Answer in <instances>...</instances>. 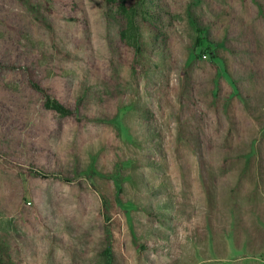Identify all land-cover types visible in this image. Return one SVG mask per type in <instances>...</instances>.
Returning a JSON list of instances; mask_svg holds the SVG:
<instances>
[{
  "label": "rangeland",
  "instance_id": "1",
  "mask_svg": "<svg viewBox=\"0 0 264 264\" xmlns=\"http://www.w3.org/2000/svg\"><path fill=\"white\" fill-rule=\"evenodd\" d=\"M0 264H264V0H0Z\"/></svg>",
  "mask_w": 264,
  "mask_h": 264
},
{
  "label": "trees",
  "instance_id": "2",
  "mask_svg": "<svg viewBox=\"0 0 264 264\" xmlns=\"http://www.w3.org/2000/svg\"><path fill=\"white\" fill-rule=\"evenodd\" d=\"M45 106L47 108H49L50 110H53V111H55L57 113H60V114H68L69 113V111L66 108L61 106L56 101H53V100H50V99H47L45 101Z\"/></svg>",
  "mask_w": 264,
  "mask_h": 264
}]
</instances>
